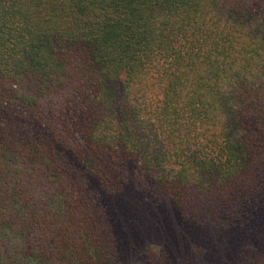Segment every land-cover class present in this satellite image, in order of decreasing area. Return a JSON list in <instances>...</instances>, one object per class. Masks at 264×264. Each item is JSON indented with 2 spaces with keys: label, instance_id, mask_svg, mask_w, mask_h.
I'll return each mask as SVG.
<instances>
[{
  "label": "trees",
  "instance_id": "1",
  "mask_svg": "<svg viewBox=\"0 0 264 264\" xmlns=\"http://www.w3.org/2000/svg\"><path fill=\"white\" fill-rule=\"evenodd\" d=\"M129 183L198 226L250 220L264 0H0V264H121L101 196Z\"/></svg>",
  "mask_w": 264,
  "mask_h": 264
},
{
  "label": "rangeland",
  "instance_id": "2",
  "mask_svg": "<svg viewBox=\"0 0 264 264\" xmlns=\"http://www.w3.org/2000/svg\"><path fill=\"white\" fill-rule=\"evenodd\" d=\"M89 180L98 192V182ZM101 198L121 264H143L147 246L164 253L170 264H264V195L245 225L225 231L185 221L171 201L156 202L133 183Z\"/></svg>",
  "mask_w": 264,
  "mask_h": 264
}]
</instances>
